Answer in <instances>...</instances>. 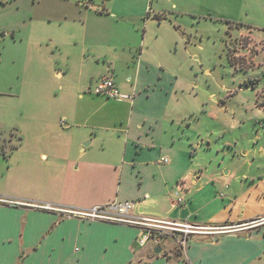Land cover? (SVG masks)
Instances as JSON below:
<instances>
[{"label":"rangeland","instance_id":"rangeland-1","mask_svg":"<svg viewBox=\"0 0 264 264\" xmlns=\"http://www.w3.org/2000/svg\"><path fill=\"white\" fill-rule=\"evenodd\" d=\"M143 1L0 0V148L6 152L0 156V197L20 192L7 179L21 158L43 147L35 144L37 138L64 143L87 138L83 144L96 134V145L106 130L93 129L99 126L88 117L94 109L113 110L118 124L126 119L130 107L125 99L107 100L85 91L81 100L78 93L89 84L77 85L83 58L93 62L95 84L110 75L113 64L104 63L114 50L97 43L114 44L124 34L126 42L145 41L148 58L177 74L169 110L184 116L192 131L193 164L202 179L217 177L231 201V216H263L264 0H209L203 13L181 16L179 28L168 15L163 21L154 16L160 10L156 0H148V18L145 11L140 14ZM122 8L137 16H123L125 23L117 25L95 14ZM93 26L102 30L99 36ZM112 77L117 84L124 73ZM90 128L94 133L89 139ZM173 243L167 240L166 249Z\"/></svg>","mask_w":264,"mask_h":264},{"label":"crops","instance_id":"crops-1","mask_svg":"<svg viewBox=\"0 0 264 264\" xmlns=\"http://www.w3.org/2000/svg\"><path fill=\"white\" fill-rule=\"evenodd\" d=\"M208 1L156 0L160 10L157 14L154 10V16L163 21L168 15L170 24L179 28L181 16L192 18L203 13ZM143 4L139 13L145 11L148 18V0ZM95 14L117 25L125 23L120 20L123 16H137L123 8ZM91 29L96 36L102 32L97 26ZM123 35L114 44L105 41L97 46L114 50L112 59L104 63L113 64L107 65L112 70L107 74L124 73L123 80L115 83L120 98L114 100H126L130 107L126 119L118 124L113 110L103 113L94 109L88 117L99 126L93 129L106 130L96 145L92 128L87 136L91 139L83 144L80 141L87 138L73 143L36 139L37 146L51 149L52 154L37 150L30 158H21L18 169L9 174L7 180L20 192L6 193L14 198L0 197L4 200H0V264H264V215L231 216V201L226 199L217 177L202 179V171L193 164L192 131L185 125L184 116H175L169 110L177 74L148 58L145 41L126 42ZM137 47L140 51L134 55ZM83 59L77 85L89 86L79 91L81 100L85 91L90 93L96 85L93 62ZM127 64L130 67L124 69ZM56 74L63 76V72ZM5 153L0 148V156ZM162 157L168 161L162 162ZM178 197L182 198L180 203L176 202ZM127 200L133 201L134 217L224 227L225 231L193 234L183 249L175 243L166 249L167 240L174 242L170 236H164L158 244L149 241L139 246L134 225L88 220L67 212ZM160 245L163 247L157 251Z\"/></svg>","mask_w":264,"mask_h":264},{"label":"built area","instance_id":"built-area-1","mask_svg":"<svg viewBox=\"0 0 264 264\" xmlns=\"http://www.w3.org/2000/svg\"><path fill=\"white\" fill-rule=\"evenodd\" d=\"M90 91L95 95H101L107 98H120V93L111 74L108 76H102ZM161 161L165 163L168 161V158L162 157ZM0 200L2 201L3 199ZM181 201V197H178L176 200L177 203H180ZM132 208L133 201L127 200L122 202L112 201L104 205H95L89 209L79 211L70 210L67 212L88 220L134 225L138 230L135 238L136 243L139 246H144L149 241L158 244L164 236H170L174 240L176 247L183 249L188 237L193 234L202 232L217 234L225 231L224 227H201L182 221L134 217L131 215Z\"/></svg>","mask_w":264,"mask_h":264},{"label":"water","instance_id":"water-1","mask_svg":"<svg viewBox=\"0 0 264 264\" xmlns=\"http://www.w3.org/2000/svg\"><path fill=\"white\" fill-rule=\"evenodd\" d=\"M161 247H163V245H160V246L158 247V250H157V251H160V250H161ZM157 251H155V252H157Z\"/></svg>","mask_w":264,"mask_h":264}]
</instances>
